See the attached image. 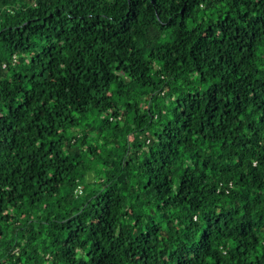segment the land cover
Wrapping results in <instances>:
<instances>
[{
    "label": "trees",
    "instance_id": "trees-1",
    "mask_svg": "<svg viewBox=\"0 0 264 264\" xmlns=\"http://www.w3.org/2000/svg\"><path fill=\"white\" fill-rule=\"evenodd\" d=\"M0 264H264V0H0Z\"/></svg>",
    "mask_w": 264,
    "mask_h": 264
},
{
    "label": "built area",
    "instance_id": "built-area-1",
    "mask_svg": "<svg viewBox=\"0 0 264 264\" xmlns=\"http://www.w3.org/2000/svg\"><path fill=\"white\" fill-rule=\"evenodd\" d=\"M84 188H85L84 184L81 183V182H79V183L77 184L75 190H74V195H75V197L81 196L82 193H83V191H84Z\"/></svg>",
    "mask_w": 264,
    "mask_h": 264
},
{
    "label": "rangeland",
    "instance_id": "rangeland-1",
    "mask_svg": "<svg viewBox=\"0 0 264 264\" xmlns=\"http://www.w3.org/2000/svg\"><path fill=\"white\" fill-rule=\"evenodd\" d=\"M91 181H93V175H92V173H88L86 176L85 182L87 183V182H91Z\"/></svg>",
    "mask_w": 264,
    "mask_h": 264
}]
</instances>
